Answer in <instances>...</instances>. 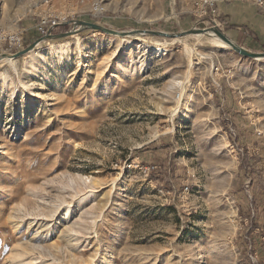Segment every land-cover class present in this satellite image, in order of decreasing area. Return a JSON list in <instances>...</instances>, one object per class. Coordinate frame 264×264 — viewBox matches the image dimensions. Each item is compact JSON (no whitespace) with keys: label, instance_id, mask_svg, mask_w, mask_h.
I'll return each mask as SVG.
<instances>
[{"label":"rangeland","instance_id":"rangeland-1","mask_svg":"<svg viewBox=\"0 0 264 264\" xmlns=\"http://www.w3.org/2000/svg\"><path fill=\"white\" fill-rule=\"evenodd\" d=\"M193 11L0 0V29L25 48L47 35L41 17L127 33L83 29L0 61V264H264V59L143 32L216 27ZM221 21L264 52V29Z\"/></svg>","mask_w":264,"mask_h":264},{"label":"built area","instance_id":"built-area-1","mask_svg":"<svg viewBox=\"0 0 264 264\" xmlns=\"http://www.w3.org/2000/svg\"><path fill=\"white\" fill-rule=\"evenodd\" d=\"M245 2L255 6L256 8L264 11V0H194V14L198 18L208 19L212 25L216 27L222 26L221 21V8L222 4ZM58 19V20H57ZM65 17L57 16L55 18L41 17V20L37 23L36 28L39 34H48L52 32ZM25 36L23 31H15L14 29H0V49L4 50V47H8V50H22L25 48ZM8 51V52H9ZM249 259L251 263L258 262V255L250 254ZM236 264H242L238 261Z\"/></svg>","mask_w":264,"mask_h":264},{"label":"water","instance_id":"water-1","mask_svg":"<svg viewBox=\"0 0 264 264\" xmlns=\"http://www.w3.org/2000/svg\"><path fill=\"white\" fill-rule=\"evenodd\" d=\"M77 27L73 28L69 31L66 32H62L59 34H47L41 38H39L36 42L32 43L31 45H29L28 47H26L24 50L17 52V53H0V59L2 58H11V59H17L21 56H24L25 54H27L28 52H30L31 50H33L39 43L43 42V41H47V40H52V39H57V38H63V37H68L74 34H78L79 32H81L83 29H94V30H99V31H103L106 32L108 34H112V35H126L127 33L122 32V31H116L113 29H108L105 28L97 23H90V22H85V21H77L76 22ZM204 26V25H202ZM210 31H215L216 32V38H218L223 44H225L227 47H230L231 49H233L234 51H236L238 54H240L241 56L244 57H250L253 59H264V52H254L251 51L239 44H237L235 41H233L229 36H227L224 32H222L221 30H219L216 27H211V28H192L186 31H181V32H177V33H168V32H163V31H151V30H145L143 31L146 34L149 35H157L160 37H166V38H182L184 36H188V35H204L207 34ZM142 34V33H141Z\"/></svg>","mask_w":264,"mask_h":264},{"label":"crops","instance_id":"crops-1","mask_svg":"<svg viewBox=\"0 0 264 264\" xmlns=\"http://www.w3.org/2000/svg\"><path fill=\"white\" fill-rule=\"evenodd\" d=\"M222 13L229 21L230 25L240 26L233 27V32L243 29L244 34H249V29L252 28L257 33V28L261 32L264 29V11L256 8L255 6L245 2H234L222 4L220 6ZM261 23L260 27L257 24ZM237 29V31L235 30Z\"/></svg>","mask_w":264,"mask_h":264},{"label":"bare ground","instance_id":"bare-ground-1","mask_svg":"<svg viewBox=\"0 0 264 264\" xmlns=\"http://www.w3.org/2000/svg\"><path fill=\"white\" fill-rule=\"evenodd\" d=\"M78 29H80V28H78ZM76 34H77V33H76ZM134 35L143 36V34H141V33L133 34V35H131V36H134ZM195 36H212V37L216 38V32H215V31H210V32H208L207 34H204V35H195ZM134 38H136V37H134ZM175 39H180V38H175ZM217 39H218V38H217ZM215 40H216V39H215ZM224 45H225V44H224ZM0 61H9V62H13V59L2 58V59H0Z\"/></svg>","mask_w":264,"mask_h":264},{"label":"trees","instance_id":"trees-1","mask_svg":"<svg viewBox=\"0 0 264 264\" xmlns=\"http://www.w3.org/2000/svg\"><path fill=\"white\" fill-rule=\"evenodd\" d=\"M62 31H64V27L60 26V27H57V29H54L53 34H59Z\"/></svg>","mask_w":264,"mask_h":264}]
</instances>
